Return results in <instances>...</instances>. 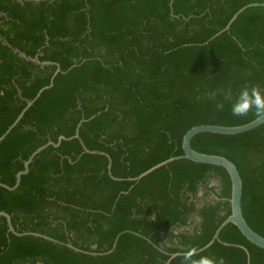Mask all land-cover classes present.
<instances>
[{
    "label": "trees",
    "instance_id": "1",
    "mask_svg": "<svg viewBox=\"0 0 264 264\" xmlns=\"http://www.w3.org/2000/svg\"><path fill=\"white\" fill-rule=\"evenodd\" d=\"M170 2L0 0V136L60 67L0 142V181L13 186L33 151L74 135L83 118L82 141L103 152L63 140L35 156L17 188L0 186V211L18 232L61 242L16 235L0 216V264H167L172 253L206 245L231 213V180L222 166L178 159L129 178L183 154L192 126L258 117H234L229 101L208 94L230 88L235 99L245 85L264 86V6L248 7L209 39L238 9L264 0ZM14 49L53 63L32 62ZM191 145L236 164L244 217L264 236V123L239 134L200 132ZM120 232L113 251L90 253L110 250ZM220 239L233 245L215 241L196 256L247 264L246 251L234 245L241 244L250 264H264V249L235 224Z\"/></svg>",
    "mask_w": 264,
    "mask_h": 264
},
{
    "label": "water",
    "instance_id": "2",
    "mask_svg": "<svg viewBox=\"0 0 264 264\" xmlns=\"http://www.w3.org/2000/svg\"><path fill=\"white\" fill-rule=\"evenodd\" d=\"M170 4H172V0H171ZM252 6H264V3L252 2V3L246 4L243 7H241L240 9H238L232 15V17L229 19V21L227 22L225 27L222 28L221 30H219L209 40H211L212 38H214L218 34L229 30L231 25H232V23L236 20V18L239 16V14L242 13L248 7H252ZM171 13L173 14V11ZM208 41H206L205 43H207ZM14 51L15 52H19L20 56L25 57L26 59L31 60L33 62L40 63L42 65L53 63L51 61H43V62H41L37 57L27 56L24 52L19 51L18 49H14ZM59 71H60V67H57L55 72H54V74L51 77L50 83L48 85L40 88L39 91L36 93V95L32 99H26V104L22 108V110L20 111V113L18 114L16 119L7 128V130L0 136V142L6 137V135L11 131V129L20 121V119L23 117L25 111L37 100V98L41 95V93L45 89H48L49 87H51L53 85L54 77ZM18 93L20 94V90L18 91ZM83 121H85L84 118L77 125L76 132L74 133V135H72L70 137H66L65 135H60L56 142H54V141H52L50 139L45 144L41 145L35 151H33L31 153V155L28 157V159L24 161V168L16 173V182H15V184L13 186H9L8 184L3 183L1 181H0V186H3V187H5V188H7L9 190H13V189L17 188L18 185L20 184L22 175L28 173L29 166H30L31 162L33 161V159L35 158V156L38 153H40L43 149H45L47 146H49V145H52L54 147H58L63 140H70L72 138H77V139L80 140L85 152H89V153H103V152H101L99 150H91V149H89V148H87L85 146V144L82 141V139L80 137V134H79V127H80V125H81V123ZM263 123H264V117H256L252 121L244 123V124H241V125L199 124V125L192 126L191 128H189L185 132V134L183 135V138H182L183 154L176 155V156H171V157H169V158H167V159H165V160L153 165L149 169H147L144 172L140 173L138 176L133 177V178H129L130 180L138 181L143 176L147 175L148 173L152 172L153 170H155V169H157V168H159L161 166L167 165L169 162L174 161V160H178V159H189V160H192V161H195V162H199V163H207V164H212V165H218V166L224 167L227 170V172H228V174L230 176V180H231V195H230L231 213L228 215V217L224 221H222L218 225V227L216 228L211 240L206 245H204L203 247L199 248L197 253L205 250L206 248L211 246L215 241L222 242V243H224L226 245H233L232 243L224 242V241H222L220 239V232L229 223L235 224L238 227V229L241 231V233L249 241H251L255 245H257V246H259V247L264 249V236L259 234L258 232H256L248 224V222L246 221V219L244 217V214H243V210H242L243 181H242L241 174H240L236 164L232 160L227 158L226 156L219 155V154H213V153L201 152V151H198V150L194 149L192 147V145H191L192 138L196 134H198L200 132H211V133L229 134V135L230 134H239V133H243V132L249 131L251 129H254V128L258 127L259 125L263 124ZM111 166H112V161H111V158L109 157L108 171H109V174L112 176ZM112 177H114V176H112ZM0 216H4L6 218L7 224H8V231L13 232L16 235L33 234L35 236L43 237L45 239L61 243L59 240H57V239H55V238H53V237H51L49 235L42 234V233H39V232H32V231L18 232L14 228V226L12 224L11 216H10L9 213H7L6 211H0ZM123 232H125V231H123ZM123 232H120L115 237L113 245H112V248L110 250L105 251V252H90V253L98 255V254H105V253H109V252L113 251L114 248L117 245V242H118V239H119L120 235ZM66 244H67V246H69L70 248H73L76 251H81L80 248L74 246L71 243H66ZM234 245L242 247L246 251V253H247V264H250V254H249L248 249L244 245H241V244H234ZM84 252H87V251H84ZM182 253L183 252L172 253L170 255L169 259L167 260V264L170 263L172 258H174V257H176L178 255H182Z\"/></svg>",
    "mask_w": 264,
    "mask_h": 264
},
{
    "label": "clouds",
    "instance_id": "3",
    "mask_svg": "<svg viewBox=\"0 0 264 264\" xmlns=\"http://www.w3.org/2000/svg\"><path fill=\"white\" fill-rule=\"evenodd\" d=\"M210 98L222 95L225 101L230 102V111L234 117L247 115L250 111H254L258 117H264V86L245 85L241 87L238 94L233 99L232 90L213 89L209 92ZM223 103H217V109L223 108ZM198 249L196 247H188L182 253L183 260L181 264H225L223 257H213L209 255L196 256Z\"/></svg>",
    "mask_w": 264,
    "mask_h": 264
},
{
    "label": "flooded vegetation",
    "instance_id": "4",
    "mask_svg": "<svg viewBox=\"0 0 264 264\" xmlns=\"http://www.w3.org/2000/svg\"><path fill=\"white\" fill-rule=\"evenodd\" d=\"M3 14V13H2ZM0 38H2L1 36H0ZM4 39V38H3ZM4 42H6V40H4ZM19 54V53H18ZM19 56H20V54H19ZM28 60V59H27ZM33 62V61H32ZM36 63V62H35ZM38 64H40V63H38ZM42 65V64H41Z\"/></svg>",
    "mask_w": 264,
    "mask_h": 264
}]
</instances>
